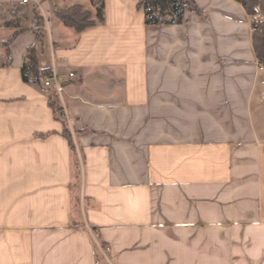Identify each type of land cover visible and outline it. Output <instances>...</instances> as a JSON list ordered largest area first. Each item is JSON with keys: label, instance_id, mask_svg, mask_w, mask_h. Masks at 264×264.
Listing matches in <instances>:
<instances>
[{"label": "crops", "instance_id": "0c3cea01", "mask_svg": "<svg viewBox=\"0 0 264 264\" xmlns=\"http://www.w3.org/2000/svg\"><path fill=\"white\" fill-rule=\"evenodd\" d=\"M40 1L0 0V264H264V67L243 5L154 25L140 0H104L77 32ZM55 1L96 19V0ZM30 49L63 96L24 79Z\"/></svg>", "mask_w": 264, "mask_h": 264}, {"label": "trees", "instance_id": "16d2710c", "mask_svg": "<svg viewBox=\"0 0 264 264\" xmlns=\"http://www.w3.org/2000/svg\"><path fill=\"white\" fill-rule=\"evenodd\" d=\"M240 2L247 13L252 17L253 26V46L259 63L264 67V0H236ZM138 8L145 11V20L147 24L161 25L167 23L182 22L184 20L185 8L200 15H205V11L194 0H140ZM104 0H99L96 8V19L93 15L86 11L80 4L65 7L57 11L58 18L68 27L81 32L90 26L96 25L98 22L105 20ZM12 38L7 41L0 40V47H8ZM30 63L23 67L24 79L29 81L28 73H32L35 80L42 79L45 72L49 68L41 69L39 59L34 49L29 52ZM55 107L54 104H52ZM63 135L68 139L73 156L74 181L71 185L72 194L75 202L80 204V189L82 179V168L78 160V153L71 129L64 121Z\"/></svg>", "mask_w": 264, "mask_h": 264}, {"label": "built area", "instance_id": "2783aa9c", "mask_svg": "<svg viewBox=\"0 0 264 264\" xmlns=\"http://www.w3.org/2000/svg\"><path fill=\"white\" fill-rule=\"evenodd\" d=\"M24 3H30V2H35L40 8L41 6V1L40 0H22ZM58 5L55 0H51V9L49 10L50 13H56L58 11ZM43 10V9H42ZM45 19L47 21L46 27L49 29L50 28V18L47 17L46 13L44 12ZM70 77H75L76 74L74 71H71L69 73ZM42 82L43 85L47 88H51L54 90V92L59 95L63 96L65 93V85H64V78L57 72L55 66L50 69L49 71L45 72L42 76ZM102 250L104 253H107L110 251V247L103 246Z\"/></svg>", "mask_w": 264, "mask_h": 264}, {"label": "rangeland", "instance_id": "374dc122", "mask_svg": "<svg viewBox=\"0 0 264 264\" xmlns=\"http://www.w3.org/2000/svg\"><path fill=\"white\" fill-rule=\"evenodd\" d=\"M98 1L99 0H96V3H98ZM80 5H82L86 11L90 12L93 15V11L91 10V5L89 1L86 5H83V4H80ZM76 204L78 205L77 201H76Z\"/></svg>", "mask_w": 264, "mask_h": 264}]
</instances>
